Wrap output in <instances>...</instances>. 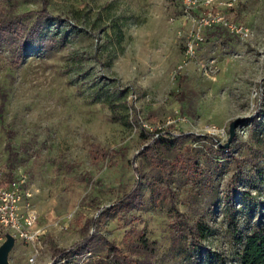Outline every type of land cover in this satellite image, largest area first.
Instances as JSON below:
<instances>
[{
    "label": "rangeland",
    "instance_id": "rangeland-1",
    "mask_svg": "<svg viewBox=\"0 0 264 264\" xmlns=\"http://www.w3.org/2000/svg\"><path fill=\"white\" fill-rule=\"evenodd\" d=\"M0 14L14 19L0 33V176L19 193L7 263L240 264L230 201L237 234L264 222V0H0ZM146 146L179 164L154 165ZM150 182L168 187L157 205ZM178 213L209 225L202 246L172 229Z\"/></svg>",
    "mask_w": 264,
    "mask_h": 264
},
{
    "label": "trees",
    "instance_id": "trees-1",
    "mask_svg": "<svg viewBox=\"0 0 264 264\" xmlns=\"http://www.w3.org/2000/svg\"><path fill=\"white\" fill-rule=\"evenodd\" d=\"M30 11L22 12L23 15L30 14ZM38 13V12H36ZM39 17H45L48 15L46 12V9H41V13H38ZM14 27V19L12 16H6V14H0V33L2 31L10 30ZM33 29V28H32ZM33 31V30H32ZM31 33V32H30ZM0 114L1 110L4 106L5 102V94H0ZM148 132L147 129L142 128L141 133ZM180 134L179 136H181ZM173 137V136H172ZM177 137L173 138H161V143L168 148L174 147L177 144ZM146 149L148 150V155L150 157V161L154 163L156 166H165V165H176L179 164V157H176L173 161L165 160L160 157L153 156V152L150 146H146ZM92 155V160L95 162L99 160L100 158H103L106 154V151L104 148H99L97 145H93L90 151ZM197 165H194V168L189 171V178L192 181H195L200 175L201 171L197 169ZM135 174H136V180L133 183V185L130 187V189L121 196L117 203L123 207L124 209H127L130 207L132 203H137L138 201V193H139V187L141 185V179L143 178V175L141 174V171L139 168L134 167ZM13 181V173L11 171H8L6 173V176L4 179H0V185H6L9 182ZM166 182V180H165ZM150 188V199L153 205H157V201L161 198L162 194L166 191L168 188L167 186H164L163 184H160L158 182H150L149 183ZM232 196H230V199ZM232 201V200H231ZM229 203V209H228V228L234 235L235 239L241 243L242 247L239 252V260L240 264H264V222L257 224L254 226V228L245 236H241L237 234V224L235 220V211L236 207L233 203ZM179 218L174 224L172 223V229L176 231V233L183 231V228H186L188 230V234L190 237V244L192 247H200L202 246V240L209 234L211 231L208 224H206L202 219L195 220L192 224H189L186 217ZM182 233V232H181ZM142 241L147 243V240L142 238ZM85 245L90 242L84 241ZM154 243V241H152ZM54 254L63 256L66 254V250L54 248L53 249ZM110 253L112 252L113 255H116L118 250L114 246L109 247Z\"/></svg>",
    "mask_w": 264,
    "mask_h": 264
},
{
    "label": "built area",
    "instance_id": "built-area-1",
    "mask_svg": "<svg viewBox=\"0 0 264 264\" xmlns=\"http://www.w3.org/2000/svg\"><path fill=\"white\" fill-rule=\"evenodd\" d=\"M183 6L185 11L191 10L193 7H196L198 5L199 0H182ZM213 0H203L204 3L209 4ZM188 8V9H186ZM209 14V13H208ZM200 19V18H199ZM204 24H220L226 25V27L232 32V33H243V28L240 24L232 21H228L225 17L211 13L209 16L202 17L201 18ZM222 23V24H221ZM193 38L196 39V41L202 40V36L199 33L194 34ZM193 43L189 42L187 46V51L190 52V54L193 53ZM1 179V176H0ZM18 186L16 185L15 181H11L6 185H0V245L5 241V235L8 232V229H14L18 226L16 221V210H17V202L19 200V193L17 192ZM4 236V237H3ZM25 237H30L27 234H25Z\"/></svg>",
    "mask_w": 264,
    "mask_h": 264
},
{
    "label": "water",
    "instance_id": "water-1",
    "mask_svg": "<svg viewBox=\"0 0 264 264\" xmlns=\"http://www.w3.org/2000/svg\"><path fill=\"white\" fill-rule=\"evenodd\" d=\"M241 121L240 118H237L235 120H233L230 124V134L231 136L234 133V128L235 126ZM13 237L8 235L7 239L0 245V264H8L7 263V253L9 251V249L12 247L13 245Z\"/></svg>",
    "mask_w": 264,
    "mask_h": 264
}]
</instances>
